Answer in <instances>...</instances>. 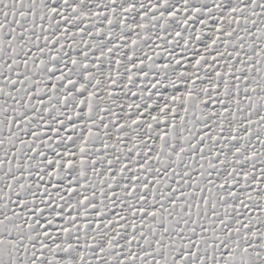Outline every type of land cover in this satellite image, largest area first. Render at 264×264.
Listing matches in <instances>:
<instances>
[{"label":"snow or ice","instance_id":"6c2138e0","mask_svg":"<svg viewBox=\"0 0 264 264\" xmlns=\"http://www.w3.org/2000/svg\"><path fill=\"white\" fill-rule=\"evenodd\" d=\"M0 264H264V0H0Z\"/></svg>","mask_w":264,"mask_h":264}]
</instances>
